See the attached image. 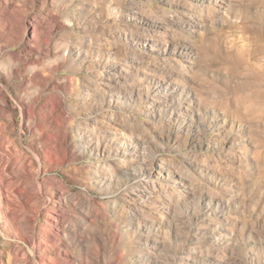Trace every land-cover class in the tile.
<instances>
[{"label": "rangeland", "instance_id": "rangeland-1", "mask_svg": "<svg viewBox=\"0 0 264 264\" xmlns=\"http://www.w3.org/2000/svg\"><path fill=\"white\" fill-rule=\"evenodd\" d=\"M0 264H264V0H0Z\"/></svg>", "mask_w": 264, "mask_h": 264}]
</instances>
